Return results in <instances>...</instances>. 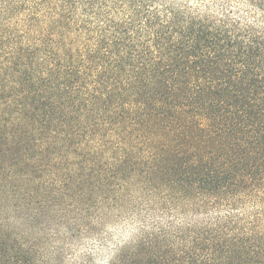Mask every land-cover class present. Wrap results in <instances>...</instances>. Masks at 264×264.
Instances as JSON below:
<instances>
[{
  "label": "trees",
  "instance_id": "16d2710c",
  "mask_svg": "<svg viewBox=\"0 0 264 264\" xmlns=\"http://www.w3.org/2000/svg\"><path fill=\"white\" fill-rule=\"evenodd\" d=\"M121 223L108 264H264V0H0V264Z\"/></svg>",
  "mask_w": 264,
  "mask_h": 264
},
{
  "label": "rangeland",
  "instance_id": "374dc122",
  "mask_svg": "<svg viewBox=\"0 0 264 264\" xmlns=\"http://www.w3.org/2000/svg\"><path fill=\"white\" fill-rule=\"evenodd\" d=\"M109 229H111V232L113 233V239L108 241L106 244H100L99 242L91 240H85L82 242L78 241L76 244L77 254L74 260L78 263H82L84 261L86 263L90 262V264H108L110 257L114 254L112 252H119V250L115 251L117 246H123L136 238V232L131 224L121 223L116 227L111 225L108 227V230ZM87 248L92 250V255L86 256V254H84L83 251Z\"/></svg>",
  "mask_w": 264,
  "mask_h": 264
}]
</instances>
